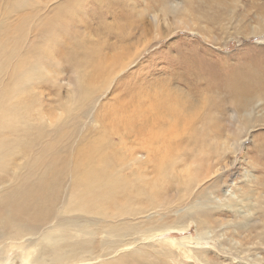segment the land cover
<instances>
[{
  "label": "rangeland",
  "instance_id": "374dc122",
  "mask_svg": "<svg viewBox=\"0 0 264 264\" xmlns=\"http://www.w3.org/2000/svg\"><path fill=\"white\" fill-rule=\"evenodd\" d=\"M10 1L0 0V24L6 22L8 33L0 36V40L5 37L6 47L16 45L14 37L26 32L21 29L24 23L9 12ZM41 1L43 5L48 3ZM101 1L99 6L96 2L90 4L92 26L97 28V18L100 23L103 21L100 12L114 5L111 9L117 12L115 20L121 23L131 20L127 34L132 35L130 39L133 34L138 36L141 42L130 46V53L124 56L125 64L131 63V66L121 75L120 72L113 74L116 80L111 89L85 107L84 114L89 115L80 120L75 131L80 134L90 125V117L99 111L103 116L106 110L127 116L117 103L116 91L121 88L120 100L130 101L132 97L123 89L125 85L136 95L139 88L155 89L154 85L163 78L171 83L170 89L177 90L179 98L185 100L189 96L193 106L187 111L180 108L171 123L168 117L163 122L153 120L156 126L142 130L139 126L138 134L128 132L125 136L127 140L123 146H150L151 142L155 146H172L173 168L164 175H173L174 179H167L160 188L161 194L157 198L160 205L154 210L150 211L152 206L144 202L135 207L140 209L138 217L103 224L102 229L107 225L117 227L122 224L126 233L108 237L99 232L91 238L93 244L76 264H264V90L256 89L258 92L253 91L248 99L242 100L240 107L235 108L233 98L225 89L228 84L233 86L234 75L244 77L252 87L256 86V78L264 79V0H168L165 5L169 11L167 17L162 11L163 0ZM52 3L49 5L53 6ZM44 14L51 17L50 13ZM83 16L79 18L82 20ZM114 18L109 15L106 22L113 23ZM38 22L25 25L30 27ZM15 31L18 33L14 34ZM61 31L67 33L62 28ZM78 31L86 34L81 28ZM102 35L96 41L113 44L117 40L113 34ZM63 39L67 41L66 36ZM107 47L104 48L106 52ZM114 52L109 50L111 55H115ZM132 54L138 55L135 61L130 58ZM59 55L60 65L66 72L60 74L58 86L51 81L43 85L44 109L50 123L66 116L65 108L52 102L56 100L57 92L64 102L73 90L68 84L67 70L76 60L72 56L66 60ZM13 59L14 56L11 61ZM105 64H108L107 60ZM109 76L96 80L98 87L108 83ZM218 104L224 105L225 111L218 108ZM80 111H76V116ZM207 113L212 116L210 125L205 126ZM247 127L251 129L246 131ZM99 131L98 137L111 135L103 129L101 121H96L90 126V137ZM2 134L0 143H4ZM113 137V146H118L119 137ZM75 140L70 126L64 132L46 129L42 141L44 164L72 169L73 159L79 156ZM142 152L138 153L140 160L146 159ZM149 168L148 172L151 171ZM78 175L65 178L58 188L55 187L58 193L55 211L46 221L57 215L63 220L77 215L64 210V206L73 199L84 198L79 195L83 187L77 185ZM1 178L3 174L0 173V182L3 181ZM0 218H3L2 213ZM3 224L8 228L5 219L1 222L2 227ZM50 226L49 223L44 227L46 231ZM96 226L91 229L96 230ZM139 228L141 233L134 231ZM8 230L7 238L19 233L18 227ZM150 230L154 231L153 235ZM1 252L0 249L1 264H6L7 256L16 257L13 252Z\"/></svg>",
  "mask_w": 264,
  "mask_h": 264
},
{
  "label": "bare ground",
  "instance_id": "6f19581e",
  "mask_svg": "<svg viewBox=\"0 0 264 264\" xmlns=\"http://www.w3.org/2000/svg\"><path fill=\"white\" fill-rule=\"evenodd\" d=\"M47 1V5L53 2V6L43 5L41 0H11L8 10L24 23L21 29H26V32L14 37L16 45L13 46H5L3 41L5 37L0 40V133H3L1 139L4 141L0 143V173L3 174L1 178L3 181L0 182V213L3 216L0 218V235H3L0 249L3 254L13 252L16 255L7 256L6 264L79 263L94 242L91 238L99 232L105 233L108 237H120L126 233L122 224H118L117 227L107 225L102 229L103 224L113 221L124 222L138 217L141 214L140 209L135 207H140L144 202L152 206L150 211L160 205L157 199L161 194L160 188L167 179H174L173 175H164L169 172V168L171 170L173 168L172 146H155L151 141L150 146H123L127 140L125 136L128 132L138 134L139 126L141 130L151 125L156 126L153 120L163 122L168 117L171 123L173 115L179 114L180 108L184 107L187 111L191 105L193 106L188 100L189 96L185 100L181 99L183 97L179 98L177 90L170 89L171 83L163 78L154 85L155 89L139 88L136 95L130 93L125 85L123 89L132 97L130 101H121L120 94L123 90L121 88L115 90L118 92L117 103L127 116L108 110L103 116L99 111L90 117V125L80 134L77 133L75 130L80 120L89 115L84 114L85 107L92 105L94 100L111 89L116 80L113 76L115 72H120L121 75L131 66V63L125 64L124 55L130 53L131 45H137L141 40L133 34L132 41L130 39L132 35L127 34V26H130L131 20L126 19L125 23L115 20L117 12L111 9L114 5L100 12L103 21L100 23L97 18L99 23L95 28L90 22V4L96 2L99 6L102 1ZM167 3L168 0H163L162 11L165 17L169 12L165 7ZM122 5L124 7V3ZM44 12L50 13L51 17L47 18ZM80 15H84L82 20L79 18ZM109 15L115 17L111 25L106 22ZM121 21L123 22L122 19ZM29 22L38 23L28 27L25 24ZM2 23L0 36L8 34L6 22ZM61 28L67 33L61 31ZM78 28L83 29L86 34L80 33ZM102 33L107 36L113 34L117 38L116 42L109 44L106 41H96V38L103 36ZM64 36L67 37L66 42ZM21 40L22 44L18 45ZM106 46L107 52L104 49ZM109 50L115 51L116 54H109ZM59 54L66 60L69 56L76 60L67 70L68 84L73 90L64 102L57 92L56 100L52 102L64 107L66 116L55 123H50L46 119L47 110L44 109L43 85L51 81L54 86H58L60 74L66 72L60 65ZM13 56L14 59L11 61ZM136 57L138 55L132 54L130 58L135 61ZM106 60L109 65L105 64ZM120 66V71H117ZM107 75H110L106 81L108 83L98 87L96 80ZM234 77L236 81L233 82V86L228 84L225 89L233 98L235 108L240 107L242 100L248 99L253 91L258 92L256 89L264 90L263 77L256 78L255 87L246 83L244 77L239 78L235 75ZM218 108L225 111L222 104H218ZM77 110H81L78 116ZM211 116V113H207L204 119L205 126L210 125ZM25 118L30 121L27 122ZM96 121H101L103 129H107L111 135L98 137L101 132L99 131L93 136L95 138L90 137V126ZM144 123H147V126H143ZM67 126L74 130L75 145L79 153V156L73 159L71 164L73 168L45 165L42 141L46 129L64 132ZM172 127L174 128V125ZM147 129L145 128V131ZM250 129L251 127H247L246 131ZM114 135L120 139L119 145L117 142L118 146H113ZM203 135L205 136L204 133ZM195 139L201 141L199 138ZM140 151L146 159H139ZM149 167L151 171L148 172ZM76 173H79L77 185L83 187L79 195L84 198L73 199L64 206V210L73 211L77 215L67 220L57 215L54 219L46 221L55 211V199L58 196L55 187L58 188L65 178ZM163 175L164 179L161 182ZM50 179L51 183L48 182ZM85 180L87 182H84ZM3 219L5 223L8 222V228L18 227L19 233L7 238L5 234L10 231L7 225L1 226ZM49 223L51 226L46 231L44 227ZM93 226H96V230L91 229ZM134 231L141 233V228ZM150 233L153 235L154 231Z\"/></svg>",
  "mask_w": 264,
  "mask_h": 264
}]
</instances>
